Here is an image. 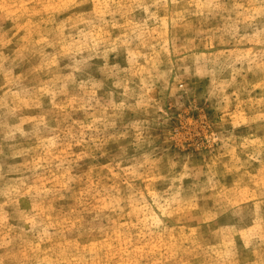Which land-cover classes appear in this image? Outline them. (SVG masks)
I'll list each match as a JSON object with an SVG mask.
<instances>
[{"label":"rangeland","instance_id":"rangeland-1","mask_svg":"<svg viewBox=\"0 0 264 264\" xmlns=\"http://www.w3.org/2000/svg\"><path fill=\"white\" fill-rule=\"evenodd\" d=\"M0 264H264V0H0Z\"/></svg>","mask_w":264,"mask_h":264}]
</instances>
